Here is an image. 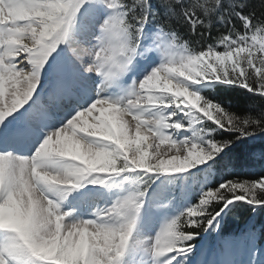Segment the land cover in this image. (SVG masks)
I'll use <instances>...</instances> for the list:
<instances>
[{"label": "snow or ice", "instance_id": "snow-or-ice-1", "mask_svg": "<svg viewBox=\"0 0 264 264\" xmlns=\"http://www.w3.org/2000/svg\"><path fill=\"white\" fill-rule=\"evenodd\" d=\"M247 7L0 0V264H264V231L226 234L264 213V109L232 110L264 99Z\"/></svg>", "mask_w": 264, "mask_h": 264}, {"label": "trees", "instance_id": "trees-1", "mask_svg": "<svg viewBox=\"0 0 264 264\" xmlns=\"http://www.w3.org/2000/svg\"><path fill=\"white\" fill-rule=\"evenodd\" d=\"M155 2V0H154ZM248 7L245 9V12L254 11L257 17H260L264 14V0H247ZM217 32L215 29L213 30V36H216ZM190 39L195 40V37H190ZM204 42H211L210 40ZM234 103L232 106V110L237 114H244L248 111H251L253 114H258L262 109H264V99H261L259 96H248L237 95L233 97ZM252 144L259 150L264 148V137L257 139L256 141H252ZM258 167H253L249 169H244L240 174L241 178L244 179H254L255 173L258 171ZM247 206H245L246 208ZM250 211H245L244 209H238L235 212L234 217L227 220L226 225V234H229L233 228L243 227V223L251 216ZM258 217H254L255 220V228H259L260 231L264 229V213L257 214ZM253 216V215H252Z\"/></svg>", "mask_w": 264, "mask_h": 264}, {"label": "rangeland", "instance_id": "rangeland-1", "mask_svg": "<svg viewBox=\"0 0 264 264\" xmlns=\"http://www.w3.org/2000/svg\"><path fill=\"white\" fill-rule=\"evenodd\" d=\"M162 151H163V149H162ZM169 155H171V153H169Z\"/></svg>", "mask_w": 264, "mask_h": 264}]
</instances>
